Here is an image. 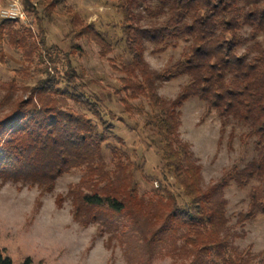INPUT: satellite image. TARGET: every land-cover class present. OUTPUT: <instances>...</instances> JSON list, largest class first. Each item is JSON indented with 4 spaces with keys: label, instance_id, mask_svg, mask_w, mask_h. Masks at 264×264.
I'll list each match as a JSON object with an SVG mask.
<instances>
[{
    "label": "trees",
    "instance_id": "16d2710c",
    "mask_svg": "<svg viewBox=\"0 0 264 264\" xmlns=\"http://www.w3.org/2000/svg\"><path fill=\"white\" fill-rule=\"evenodd\" d=\"M62 3L44 0L39 11L31 0H22L25 14L35 19L36 34L27 26L13 29L14 24H22L19 21L0 20V45L6 32L7 43L22 53L24 70L35 63L41 66L45 59L52 61L43 21ZM111 3L117 15L114 20L99 25L73 14L70 26L77 38L95 43L101 57L121 47V54L109 59L121 75L114 94L123 96L119 102L129 115L135 109L144 116V126L159 144L160 176L164 181L173 179L181 194L161 185L150 198L139 194L137 163L124 139L114 132L113 122L121 120L98 94L86 91L81 74L71 64L70 57L80 51L76 44L65 54L63 71L45 68L20 94L14 78L0 86L5 91L0 100L1 184L36 187L43 195L52 191L61 175L81 169L79 182L66 194L72 219L80 226L95 225L99 234L110 237L139 236L149 255L158 247L174 248L179 239L188 264H262L264 249L256 258L235 245L224 191L231 183L249 186L247 209L239 215V223L264 216V0ZM180 42L185 46L173 65L162 72L149 69L144 60L148 46L159 53ZM4 61L0 49V63ZM179 76L187 81L176 98L163 99L157 82ZM189 98L202 101L206 112L217 114L222 133L229 125L232 131L244 129L241 137L252 139L254 146L250 161L242 167L233 165L207 186L202 185L190 146L179 137V109ZM139 99L145 100L149 112L131 105ZM62 200L57 197L58 206ZM0 264H13L4 251H0ZM22 264L32 261L27 257Z\"/></svg>",
    "mask_w": 264,
    "mask_h": 264
},
{
    "label": "rangeland",
    "instance_id": "374dc122",
    "mask_svg": "<svg viewBox=\"0 0 264 264\" xmlns=\"http://www.w3.org/2000/svg\"><path fill=\"white\" fill-rule=\"evenodd\" d=\"M14 1L23 9L22 0H0V9ZM31 2L40 11L44 0ZM111 4V0H64L57 5L43 21L46 44L51 48L53 59H45L41 66L32 64L26 70L21 51L7 43L5 32L3 46L0 45L5 56L4 63H0V86L14 78L16 93L20 94L21 89L32 85L45 68L63 71L65 54L72 44L78 45L80 51H75L70 57L71 64L81 74L86 91L98 94L107 109L121 120L113 122L114 132L124 139L129 154L137 163L139 194L150 198L152 191L161 185L163 190L180 195L181 190L173 179L164 181L160 176L159 144L153 132L144 126V116L135 109L129 115L119 102L123 96L114 94L120 88L121 75L112 69L109 59L121 54V47H116L107 57H101L99 47L84 37L77 38L70 26L69 16L73 14L86 22L96 21L99 25L117 18ZM34 20L33 16H27V22L16 23L12 28L17 30L19 26H27L36 34L38 28ZM184 46L180 42L176 47H168L159 53H152V47L148 46L144 60L150 70L162 72L178 60ZM186 81V76H179L157 82L158 93L163 99L172 101ZM4 94L5 91L0 89V100ZM5 104L4 112L8 110ZM131 105L143 106L144 111L149 112L144 99L133 100ZM179 112V137L190 146L200 166L203 186L218 182L230 167H242L254 157L252 139L242 138L246 130L236 127L232 131L229 125L222 133L217 114L206 112L202 101L189 98ZM109 159L106 152V160ZM82 173L81 169H71L56 180L51 192L43 195L36 187L0 182V251H4L13 264H22L27 257L32 264H188L186 249L180 248L182 241L179 239H176L174 248L158 247L149 255L142 249L139 236L131 240L127 235L110 237L106 233L99 234L95 225L82 227L75 223L66 194L70 186L79 182ZM248 191L249 186L239 188L233 183L225 189L226 216L228 227L235 234V245L256 257L264 249V216L257 215L248 222H238L239 215L247 209ZM58 196L63 197L60 206L56 203Z\"/></svg>",
    "mask_w": 264,
    "mask_h": 264
},
{
    "label": "built area",
    "instance_id": "2783aa9c",
    "mask_svg": "<svg viewBox=\"0 0 264 264\" xmlns=\"http://www.w3.org/2000/svg\"><path fill=\"white\" fill-rule=\"evenodd\" d=\"M0 19L9 21H19L22 23L27 22V16L22 9L21 5L14 1L6 7L0 9Z\"/></svg>",
    "mask_w": 264,
    "mask_h": 264
}]
</instances>
